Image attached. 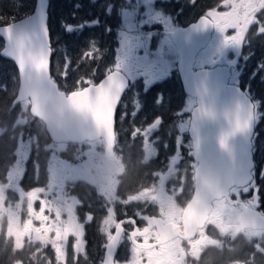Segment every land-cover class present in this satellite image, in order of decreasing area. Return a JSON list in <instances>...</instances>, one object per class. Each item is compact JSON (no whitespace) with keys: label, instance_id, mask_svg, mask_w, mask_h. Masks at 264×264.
Here are the masks:
<instances>
[{"label":"trees","instance_id":"16d2710c","mask_svg":"<svg viewBox=\"0 0 264 264\" xmlns=\"http://www.w3.org/2000/svg\"><path fill=\"white\" fill-rule=\"evenodd\" d=\"M224 1L168 0L163 5L165 9L160 10L172 16L176 25L180 26L201 14L216 13ZM127 2L48 0L46 25L51 51L49 74L59 89L71 91L81 88L87 83L96 82L105 73L116 68V57L120 53L116 30L121 26V10L127 6ZM159 4L160 2H157V5ZM33 5L34 0H0V26L31 13ZM255 18L261 26L258 28L257 24H254L245 35L240 59L234 68V72L240 70V67L242 71L236 76H232V72L231 80L250 97L261 114L254 131L257 137L254 140L253 152V186L257 209L264 216V10L258 11ZM69 25L74 28L72 33L67 31ZM152 31L154 35L151 42L154 44L157 40V29ZM16 88L17 75L14 66L0 57V181L7 176L14 157L12 147L15 146L14 137L17 131L12 132L11 128L19 110V104H12ZM130 89L129 87L122 95L114 120V150L120 154L123 168L115 186V198L119 200H132L131 198L140 192L152 188L158 172L163 170L167 158L174 151L175 143L172 137L168 136L165 141L166 135L162 133L157 148L153 147L152 152L145 153L141 133L135 134V130L144 131L157 118L163 124L171 122L174 114L182 108L185 98L174 73L153 81L145 90H139L137 109L129 103L124 105L130 98ZM28 121L29 127L38 132V142L50 143L42 125L32 118ZM165 146L169 147L168 151L164 150ZM38 151L40 158L37 163L42 158V151L40 148L32 151L35 154ZM182 153L185 155L184 150ZM186 160L191 161L190 158ZM31 166V161H28L21 183H24L27 177L35 179ZM45 176V171L41 172L40 168L37 175V180L40 181H32L30 185L43 186L45 180H41ZM70 192L79 201L75 211L77 218L85 223L83 231L87 250L84 256H72L68 251V264H98L101 257V241L99 242L100 234L96 225L104 214V200L92 187L80 180L72 184ZM47 250L42 251L45 258H40L34 254L31 246L23 245L16 249L11 245V240L0 235V264H55ZM209 250L213 253L210 264H229L233 261L239 264H264V252L254 250L251 243L241 238L222 246L220 252L217 249Z\"/></svg>","mask_w":264,"mask_h":264},{"label":"water","instance_id":"95a60500","mask_svg":"<svg viewBox=\"0 0 264 264\" xmlns=\"http://www.w3.org/2000/svg\"><path fill=\"white\" fill-rule=\"evenodd\" d=\"M47 10V0H34L31 13L0 26V57L12 63L17 75L12 104L28 101L29 116L41 122L52 143L101 139L105 151L110 152L114 146L115 111L128 85L127 74L113 69L77 90H60L49 74ZM212 30L213 22L202 15L184 26L163 31L178 58L175 71L182 92L194 100L186 130L194 163L193 188L182 207L179 225L155 224L158 233L169 229L164 241L174 235L193 237L205 224L212 201L227 199L230 188L244 187L251 180L254 105L229 80L248 29L239 27L234 56L224 65L194 69L196 55L208 43ZM236 224L237 233L243 229L263 230L264 216L256 209L241 207ZM119 235L117 224L104 246L101 264H112Z\"/></svg>","mask_w":264,"mask_h":264},{"label":"rangeland","instance_id":"374dc122","mask_svg":"<svg viewBox=\"0 0 264 264\" xmlns=\"http://www.w3.org/2000/svg\"><path fill=\"white\" fill-rule=\"evenodd\" d=\"M127 1V6L121 10L123 16L121 26L116 30V39L120 48L119 56L116 57V68L126 70L131 81L130 98L124 105L129 103L134 109H137L139 90H145L153 81L165 78L172 73L175 74V64L178 58L168 36L165 38L160 31H170L177 25L172 16L160 10L165 9L163 5L168 0ZM157 2L160 4L157 5ZM225 6L223 9L227 13L228 7ZM257 10H264V0L257 1ZM221 12L219 11V13ZM225 18H227L226 15ZM215 20L217 21L218 18L215 17ZM253 24H257L258 28L261 26L256 18ZM231 28L223 29L222 23L215 24L211 39L196 57L197 67H209L212 61H217L218 65H222L223 62L220 60L222 49L226 50V60L231 59L234 54L238 24ZM153 29H157V40L154 44L151 42L152 35H154L152 34ZM234 71L233 68L231 73ZM240 71H242L241 67L232 76L240 75ZM190 100L192 99L188 97L183 99L182 108L174 114V118L167 126H164L162 121L157 118L164 128L149 129L148 125L144 131L135 130V134L140 135L141 133L145 153L152 152L153 147L157 148L161 137L158 130L165 133V141L168 136L172 137L175 143L174 151L167 158L163 170L158 172L153 187H157L159 184L166 186L163 185V182L170 185L171 190L169 191L177 204V213L180 212L181 207L177 195L183 186L189 183V174L192 172L190 167L192 162H185L187 158H190L191 151L189 143L183 136ZM18 104L17 118L11 128L12 132L17 131L14 137L15 146L12 147L14 149L13 162L8 168L5 179L0 181V235H3L4 239L11 240V245L16 249L23 245L31 246L35 251L34 254L39 255L40 258H45L42 251L48 249L54 263L63 264L65 243L67 245L66 256L68 251L72 256L79 255L83 245L82 235L85 223L80 222L75 213L78 205L74 204V201L72 204L70 203V199H74L70 192L74 182L80 180L92 187L97 195H101L105 203L104 214L98 220L96 228L99 232L110 236L115 223L112 216H109V207L116 202V199H113L114 197L111 195L115 194L117 177L123 170L120 154L114 149L110 153H106L104 145L101 143L86 144V147L72 146L71 148L65 147L63 144L39 143L36 137L38 132L35 128L29 127L28 102L23 101ZM260 115V112L255 110L256 122ZM36 148H40L42 151L39 163L37 161L40 158V152L32 153ZM164 150L168 151L169 147L165 146ZM183 150L185 155L182 153ZM28 161L32 163L31 172L35 173V179L31 180L27 177L25 182L21 183ZM39 167L41 172L44 170L46 173V176L41 180L42 182L45 180V182L43 186L33 187L30 184L37 180ZM39 181L37 180V182ZM142 193L144 191L135 196V199L139 197L140 202L146 201L147 197L142 196ZM124 201L128 200L124 199ZM233 216L231 217L227 212L220 210L212 212L204 231L201 232L199 239L194 241V250L196 246H202V244H204L202 249L214 248L218 250L223 244L225 246L231 241L241 238L251 243L254 250L264 252V230L247 229L236 233L235 217ZM77 233V236H71ZM70 236L71 240H69ZM207 236L211 239L208 242H206ZM148 237L151 236L146 238ZM103 239L107 238L103 237ZM127 250L130 257L125 261L127 264H130L134 259L138 260L141 256L133 246L127 247ZM14 264L20 263L15 262ZM117 264H123V261H119Z\"/></svg>","mask_w":264,"mask_h":264},{"label":"flooded vegetation","instance_id":"af4514ba","mask_svg":"<svg viewBox=\"0 0 264 264\" xmlns=\"http://www.w3.org/2000/svg\"><path fill=\"white\" fill-rule=\"evenodd\" d=\"M257 1L260 0H227L219 10L222 11L221 13H219V11H217L216 13L215 12L210 13L211 15L218 18L217 21L215 22L213 21V25H214L213 29L215 28V24L218 22V23H222L223 29H232L231 27H235L238 24V29L242 25L245 26L246 29H248L247 30L248 32L249 29L253 27L254 25L253 22L258 12ZM224 6L228 7L227 13L223 9ZM225 15L228 19L225 18ZM160 33L163 34L161 31ZM163 35L165 36V38L167 37V35L165 34ZM225 55H226V50L222 49V51L220 52V60L223 63L224 61H226ZM211 64H217V61H212ZM194 67L195 68L197 67L196 63L194 64ZM129 86H131V81L129 83ZM190 101L191 102L188 105L187 114H186L187 118L184 126L185 133L183 134V136L185 137L188 143L189 140L186 132L188 126V114L190 109L194 105V101L192 100ZM254 123H255L254 125V131H255V126L257 124L256 120H254ZM167 125L168 123L164 124V126ZM155 127H157L158 129L159 127L162 128V123L158 120L154 121L149 126V129ZM180 128L183 129V127ZM158 133L162 135V132L160 130H158ZM256 137L257 135L254 133L251 138L252 160H253V152H254V140ZM96 143L102 144L101 140H97V141L85 142L81 144H74L72 146L86 147L85 146L86 144L95 145ZM63 146L67 147L69 146V144H63ZM189 149H190V145H189ZM185 162L187 163L188 161L186 160ZM191 162L192 163L190 167L192 170L194 166L192 158H191ZM254 167L255 164L253 161L251 180L246 186L241 188L232 187L227 192V199L221 198L214 200L210 203L211 210L208 214L206 223L210 218L211 213L215 212L216 210H220L222 212L225 211L231 217L235 215L233 216L235 217V219L240 213L241 207L257 210V199L253 186ZM163 183H164L163 185L166 186H162V184H159V186L157 187L145 189L144 193H142V196H146L147 199L146 201L143 202L139 201L138 199L139 197H137L136 199L134 197L131 198L132 200L127 199L128 201H124L115 198V194L111 195L112 197H114L113 199H116V203L115 205L113 204L110 205L109 216H112L115 226H117L118 224L119 233H120L117 248L113 255V261H112L113 264H117L119 261H123V264H127L125 261H127V259L130 258L127 250V247L129 246H133L134 249L136 248V250L139 252V255H141L138 260L134 259L130 264H210V260L213 253L210 252L209 249L206 250L202 249V246H204V244H202V246H196L194 250V241L199 239L198 237L200 236L201 232L204 231L206 223L201 228L197 229L193 237H191L190 239H182L181 237L174 235L170 239L164 241L163 238L164 236H167L169 234L167 232V230L169 229H167L166 231H161L160 233H158V229L156 230L155 224L163 225V226L170 224L172 225L180 224V212L177 213V209H176L177 204L174 202V197L169 191L171 190V187L169 184H167V182H163ZM187 186L189 187V194H188ZM192 188H193V184H192V172H191V174H189V183H186L183 186V189L179 191V195H177V200L178 202L181 203L180 210L189 199L192 192ZM74 199L73 198L70 199V203L72 204L74 201V204L78 205L79 201L77 199L75 200ZM220 203H222V205H220ZM235 219L234 221H236ZM113 230L114 228L112 229L110 235L112 234ZM151 232H153L154 234H150ZM99 234H100L99 242L101 241V257L100 260L98 261V264H100L102 259L104 245L110 237L109 234H105L101 232H99ZM77 235L78 233L76 235H71V236L75 237ZM65 236L67 238V235ZM71 236L69 237V240H71ZM147 236H151V237L146 238ZM103 237L107 239L104 240ZM210 240L211 239L207 236L206 242ZM82 241H83V245L81 249L82 251L81 253H79V255H75V256H84L86 253L87 244L84 238V231L82 235ZM66 246L67 245L65 243V248L63 251L65 257L63 264H68V259L66 256ZM221 249L222 247L218 249V251L220 252ZM229 264H239V263L233 261Z\"/></svg>","mask_w":264,"mask_h":264},{"label":"snow or ice","instance_id":"6c2138e0","mask_svg":"<svg viewBox=\"0 0 264 264\" xmlns=\"http://www.w3.org/2000/svg\"><path fill=\"white\" fill-rule=\"evenodd\" d=\"M67 31L70 32V33H72L74 31L73 26L72 25H69L68 28H67ZM45 34H47L46 27H45ZM223 144H224V140L222 139L221 140V145L223 146Z\"/></svg>","mask_w":264,"mask_h":264}]
</instances>
